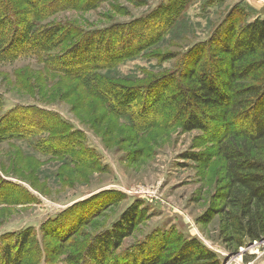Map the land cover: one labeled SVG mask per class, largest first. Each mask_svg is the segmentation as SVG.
<instances>
[{
  "label": "rangeland",
  "instance_id": "1",
  "mask_svg": "<svg viewBox=\"0 0 264 264\" xmlns=\"http://www.w3.org/2000/svg\"><path fill=\"white\" fill-rule=\"evenodd\" d=\"M14 1L21 18L14 33L31 34L27 18L42 8ZM238 10L245 20L264 17V0H79L31 25L61 23L79 33L134 22L137 35L157 39L84 77L52 70L48 56L66 41L0 60V264L6 250L19 264H74L69 255L83 254L132 207L139 221L105 264L171 253L175 240L189 239L219 264H264V240L230 251L219 237L212 210L224 183L212 136L184 131L170 104L154 96L191 68L197 46H211L216 29ZM199 153L200 161L188 157ZM21 239L26 244L15 246Z\"/></svg>",
  "mask_w": 264,
  "mask_h": 264
},
{
  "label": "trees",
  "instance_id": "2",
  "mask_svg": "<svg viewBox=\"0 0 264 264\" xmlns=\"http://www.w3.org/2000/svg\"><path fill=\"white\" fill-rule=\"evenodd\" d=\"M30 2L42 9L28 16L25 24L32 31L26 34V28L14 33L20 30L21 23L14 12L17 2L0 0V60L42 54L47 46L54 48L66 41L61 51L49 52L52 70L84 77L89 68L114 66L157 39L148 38V32L137 35L131 30L134 22L79 33L61 23L40 24L35 29L31 25L36 21L76 6L79 0ZM245 16L243 10H238L234 19H225L216 29L211 46L206 50L204 44L197 46L201 50L191 68L180 72L181 77L173 76L160 84L154 95L156 99L163 96L170 104V116L184 131L201 130L216 144L224 184L212 215H219V237L230 251L264 239V17L245 20ZM124 28V34L114 36L113 32ZM18 109L22 115L27 114L22 105ZM28 125L35 126L31 122ZM37 127L48 131L44 126ZM202 156L199 153L188 157L200 161ZM138 221L135 208L125 210L119 220L90 242L83 254H72L68 259L74 264H91V260L93 264H105ZM13 241L15 246L23 247L27 240ZM174 243L171 253L164 254L162 249L149 251L131 264H219L216 255L195 239ZM2 255L5 264L20 263L9 250Z\"/></svg>",
  "mask_w": 264,
  "mask_h": 264
},
{
  "label": "water",
  "instance_id": "3",
  "mask_svg": "<svg viewBox=\"0 0 264 264\" xmlns=\"http://www.w3.org/2000/svg\"><path fill=\"white\" fill-rule=\"evenodd\" d=\"M264 240V239H263Z\"/></svg>",
  "mask_w": 264,
  "mask_h": 264
}]
</instances>
